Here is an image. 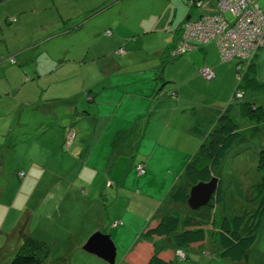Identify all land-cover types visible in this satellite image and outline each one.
<instances>
[{"label":"rangeland","instance_id":"374dc122","mask_svg":"<svg viewBox=\"0 0 264 264\" xmlns=\"http://www.w3.org/2000/svg\"><path fill=\"white\" fill-rule=\"evenodd\" d=\"M9 1L12 0H0V116H4L0 119V132L3 131V126L7 130L10 126L17 143L13 146L12 136L8 139L0 134V264H9L12 260L21 244L22 230H28L33 239L48 244L49 255L45 264H107L83 253L81 249L85 242L99 230H114L113 225L118 224L114 222L119 221H108L107 214L118 218L120 213L129 210L133 215L150 207V204L151 208L156 209L163 205L162 210L166 209V212H170L168 214H178L181 219L184 215H196L205 223L206 251L191 248L184 253L186 256L175 252L174 264H264V218L253 246L240 263L218 257L217 238V224L222 217L233 218L240 215L241 230L246 232V226L256 207V197H259L257 186L262 182V175L257 172V153L261 143L264 149V113L261 110L251 112L250 104L254 103L250 100L256 99L258 104L254 105L261 104L264 108V88L257 91L247 84L250 79L248 73L253 74L251 65L257 52L264 48V39L257 43L264 35V28L260 29L257 41L242 35L240 41L248 46L242 48L240 59L227 58L235 54V44L238 43L240 34L230 45V50L224 51L230 55L224 53L226 58L223 60L234 62L231 63L234 87L228 96L229 102L220 108L222 111L217 115L216 121L218 122L220 114L230 117L242 138L221 164L205 177L204 182L210 181L212 177L220 181L223 202L220 205L210 202L206 205L209 208L204 206L193 211L187 200L179 206L170 205V193L167 199H163L166 186L155 184L161 180L147 181L137 177L141 171L137 164L142 161L143 153L134 154L130 150L129 155L126 154L121 159L116 154L107 158L108 155L101 148L94 147L96 138L92 140L94 133L87 126L89 120L84 113L85 106L91 111L89 108L93 104L87 96H92L93 93L86 92L90 90L91 84L100 82L107 68L135 67L137 64L133 60L151 61L154 55L162 51L164 53L165 50L167 55H171L173 49L184 41L186 34L193 39L190 43L197 44L195 48L188 46L186 52L203 47L209 42L205 39L207 35L192 37L181 26L197 24L203 14L222 21L218 16L220 11L222 16L230 20L227 12L232 9L230 4L222 7L221 0H25L24 22H18V15L5 14V5ZM254 1L259 7L264 6V0H249L246 8L250 9ZM9 10L12 12L13 8ZM238 15L232 14L229 25L238 23ZM6 16L10 22L5 21ZM12 20L15 22L11 23ZM181 22L183 23L179 28ZM223 24H220L221 31L214 34L220 36V41H227L234 33L232 28ZM212 45L216 47L215 43ZM171 58L163 57L162 67L166 69L161 72L167 76L176 75L183 70V67H178L175 63L185 57ZM213 74L206 81L212 80ZM26 78L28 79L25 80ZM233 78L228 74V80L233 81ZM202 81L207 84L205 80ZM169 84H162L163 87L167 86V92L172 89L168 87ZM201 84L194 79V85L197 86L194 95L204 97L207 92L205 101L211 100L218 104L223 92L229 91L225 81L207 84V88ZM245 85L248 88L241 87ZM33 87H39L41 92L29 95L28 92ZM17 89L20 93L15 94ZM79 89L77 94L73 93ZM42 93L46 95L43 96ZM53 98H66L68 104L77 107V115L69 107H55L49 101ZM101 100H106V97H101ZM9 102H36L35 105L24 106L22 112L24 120L21 123L32 125V130H29V126L20 132L21 127L12 121L17 113L11 111ZM32 120L34 121L31 122ZM258 121L260 123H256ZM69 127L74 130L70 131ZM17 129L19 132H16ZM80 131H84L85 144H81L83 133L79 134ZM66 132L68 134L65 137ZM208 136L209 133L203 140L204 143L208 142ZM75 137L79 139L78 144H73L74 140L77 141ZM203 138L200 137L201 142ZM70 140L69 144L64 143ZM102 145L103 143L99 147ZM74 147L86 148L87 154L92 153L88 167L92 166L98 172H102L101 169L106 164V167H113L112 176L118 183L113 181L112 186L107 189L105 182L101 181L102 173L97 174L96 171L94 174H86L85 181L81 183L77 174L81 171L82 163L78 160L84 162V159L75 157ZM194 153L195 151L191 157ZM171 162L172 158L164 157L160 165L163 171L160 169L155 174L162 175L164 179L163 174L168 173V164ZM127 168L138 171L137 174L134 172L136 177L129 178L125 183L123 178ZM96 179L101 181V186L97 182V187H92V182ZM87 183L91 185L87 186ZM197 183L198 177L190 169L185 173L184 180L177 181L170 192L182 184L179 193H184L186 189L189 194L191 187ZM158 198L161 199L157 200ZM155 201L158 203L155 204ZM100 223L102 225L96 227ZM129 235L131 237L126 238L127 242L135 239L138 233L131 229ZM76 237L79 243L76 242ZM124 250H117L116 247L115 264H125Z\"/></svg>","mask_w":264,"mask_h":264},{"label":"crops","instance_id":"0c3cea01","mask_svg":"<svg viewBox=\"0 0 264 264\" xmlns=\"http://www.w3.org/2000/svg\"><path fill=\"white\" fill-rule=\"evenodd\" d=\"M24 3L25 0L9 1L5 5V14L18 15V17H20L18 22H24ZM11 7L13 8L12 12L9 10ZM5 19V21L10 22L8 21V17ZM13 22L15 21L12 20L11 23ZM182 23L183 22L179 24V28ZM172 42L173 40H171V44ZM212 44L213 43H208L203 47L201 46L196 50L190 51L184 56L185 58L181 59V61L178 60L175 64H177L178 67H183V70H180V73L176 75L167 76L162 73L166 69V67H162L163 57H170V54L167 55V50H165L164 53L162 51L154 55L151 61H136V63L133 60V63L137 64L135 67L118 69V66H116L110 70H108V68L105 69L104 76L101 78L100 82L91 84L90 90L86 92L93 93L92 96H87L89 102L93 104V106L89 108L91 111L87 114L89 120L87 126L92 128L91 132L94 133V136L92 135V140L96 138L95 141L93 140L95 143L94 147L98 149L101 148V150L108 155L107 158L110 155L116 154L117 158L121 159L122 156L126 154L129 155L130 150H132L134 154L143 153V157L141 158L147 161L145 168L146 172L144 176L137 175V177L147 181L161 180L160 182L157 181L155 184L158 186H166L163 199L168 198L171 188L176 185L177 181L181 182L184 180L191 154L194 151L196 152L198 149L197 147L207 138L208 133H210L212 127L217 122V115L222 111L220 108L227 103L228 96L231 95V90L234 87V78L232 76L233 65L231 63L222 62L219 51ZM208 57L210 58L208 59ZM253 64L255 70V76L253 75V77H256L259 82L264 84V48L257 52ZM203 67L211 68L215 74L214 80L206 81L208 85L218 83L219 81H225L228 86L227 89H229V91L223 92V96L220 98L221 101L218 104L216 102H211V100L205 101L204 97L207 95V92L204 97L194 95L196 93L195 91H197V86L194 85V79L201 82L206 88L208 87V85L202 81L204 78L199 76V69ZM80 69H82V67H80ZM228 74H231L233 81L232 79L228 80ZM158 75H160L161 78L158 79ZM27 79L28 78L25 80ZM161 79H163V81H161ZM176 82L177 85L175 84ZM163 83H170L168 87H172V89L167 92L165 90L167 86L163 87ZM80 89L73 93L77 94V91H80ZM171 91H174L175 96L170 94ZM40 92L41 89L39 87H33L28 93L29 95H34ZM18 93H20V91L17 89L15 94ZM42 94L43 96L46 95L45 93ZM101 97H106V100L102 101ZM49 101L52 102L55 107H69L68 109L74 113V115H77V107H73L70 103L68 104L66 98H53ZM250 101L251 103L258 104L256 99ZM35 103L25 104L21 102H9L8 104L11 107V111L14 110V112L17 113L14 115V119H12L13 123L17 122L18 124L22 122V120H24L22 115L23 107L35 105ZM45 106L51 107L47 104H45ZM259 106L262 107L261 104ZM85 107L84 109H86ZM45 112H49V110H45ZM3 117L4 116H0V119ZM70 127L69 130L71 129L70 131H73L74 129ZM87 129L84 131H87ZM255 129H257V127ZM11 130V127L7 130L6 126H3V131L0 132V134L4 138H8L12 133ZM84 131H80L79 134ZM67 134L66 132L65 137ZM199 134L204 137L202 142ZM84 137L85 135L83 133L81 144H85ZM78 140L79 139H77V141L74 140L73 144H78ZM66 142L67 141L64 143ZM102 143L103 145L99 147ZM85 149L86 148L74 147L75 157L84 159V162L78 160V162L82 163L81 171L77 174L78 180L82 183V181L84 182L86 179V174H94L96 171L97 174L102 173L100 176L101 181L103 180L105 182L107 189L112 186L113 181L118 183L112 176L113 167H106V164L105 168L101 169L102 172L99 171L100 173L96 168L92 166L88 167L92 153L89 152V154H87ZM164 154H167V156H164ZM164 157L167 159L172 158V162L168 164V173L163 174V179L162 175H156L155 173L160 169L161 172L163 171L160 165ZM168 163H170V161ZM129 166H131V163ZM174 166H178V168L175 169ZM66 169L68 170L67 167ZM134 172L137 174L133 168H127L126 175L123 178L125 183L129 178H133V176L136 177ZM101 181L98 182L96 179L95 182H92V187H97V182L99 186H101ZM90 185V183H87V186ZM159 199L161 198L157 200ZM157 203L158 201H155V204ZM169 204L171 205V202H169ZM141 205L144 206V204ZM151 207L150 204V207L143 208L133 215L127 210V212L120 213L121 215L119 214L118 218L115 216L113 217L112 214L106 215L108 221H119L114 222L118 223L115 224V226L113 225V227H115L114 230L111 229L105 233L110 235L117 250L125 249L124 260L128 259V257H126L128 253H133L135 245L141 240L146 229L154 225L157 219L164 216L165 213H169L166 212V209L162 210L163 205H159L158 209ZM101 225L102 223H100V225L96 224V227ZM118 226L120 228H118ZM131 229H134V232H137L138 235L135 239H132L131 242H127L126 238L131 237L129 235ZM95 230L98 231V229ZM99 231L101 232V230ZM76 242L79 243L77 237ZM82 243L83 241H81V244ZM196 247L197 246H195V248ZM205 251L206 250H203V252Z\"/></svg>","mask_w":264,"mask_h":264},{"label":"trees","instance_id":"16d2710c","mask_svg":"<svg viewBox=\"0 0 264 264\" xmlns=\"http://www.w3.org/2000/svg\"><path fill=\"white\" fill-rule=\"evenodd\" d=\"M260 7L264 11V6L260 5ZM208 43H215L218 50L216 41L213 40L209 41ZM195 47H197V45H195L194 48ZM187 53L188 52H185L184 54L177 57H184L187 55ZM170 57H172L171 60L177 58L172 54ZM221 61L225 62L222 59ZM227 63L234 62L231 61ZM251 68H253V74L248 73L250 79H248L247 85L250 84L251 88L259 91L260 89H263L264 84L260 83L256 77H253V75L255 76L254 64L251 65ZM235 72L237 73L236 68ZM157 78H161L160 75H158ZM214 78L212 80H214ZM161 81H163V79H161ZM247 85L241 87L246 88ZM172 94H175L174 91ZM250 105L251 112L261 110L264 113L263 107L254 104ZM85 108L86 110L84 113H86V116H88L87 114L89 111L87 107ZM41 120L43 121V118H40V121ZM33 121L34 120L31 122ZM256 123H260V121ZM17 125L21 127L20 132L23 131L25 127L27 128L29 126V130L33 129L31 128L32 125L30 124L27 125L20 122ZM16 132H19V129H17ZM12 133L10 136H8V139L11 138ZM241 138L242 137L238 131L237 125H234L230 117L221 115L218 119V122H216L209 133L207 139L208 142H203L198 147L197 152H195L190 158V161L187 164V172L190 169L195 171L198 181L204 182L205 177L212 173V170L215 167L221 164V162L227 157V154L230 152V150L236 146L235 144L241 141ZM12 139V145L14 146L17 143V140L14 141V137ZM65 144H69V142L67 141ZM262 147L263 146L261 143L260 151L257 153L259 157L257 172L259 175H262V182L259 184V186H257L259 197H256L255 210L248 221L246 232L241 230L242 218L240 215H236L233 218H221L220 222L217 224V238L219 247L218 257L220 259L228 260L233 263L242 262L246 253L253 246L256 240V233L259 230L264 218V149ZM146 162L147 161L143 159L141 162H139V164H137V166L144 167L143 174L139 176L145 175ZM182 187L183 185L180 184L179 187H177L174 191L172 189V192H170L169 198L171 205L179 206L180 203L187 200L188 193L186 189L184 190V193H179ZM210 202L213 205H220L223 202L220 181L218 183V188L214 193V198ZM204 225L205 223L202 218L196 215L192 216V214L184 215L183 219H181L178 214H167L161 216L157 219L154 225L146 229L141 237V240L135 245L133 253L127 254L126 257H128V259L125 260V264H174L175 252L184 254L187 249H191L192 247L195 248V246H197L195 248L196 250L203 252L207 244V229ZM26 231H21V244L9 264H45L49 255L48 244L44 241L33 239L31 235L28 234L30 232L28 230Z\"/></svg>","mask_w":264,"mask_h":264},{"label":"built area","instance_id":"2783aa9c","mask_svg":"<svg viewBox=\"0 0 264 264\" xmlns=\"http://www.w3.org/2000/svg\"><path fill=\"white\" fill-rule=\"evenodd\" d=\"M221 1H226L227 3H223L222 7L227 6V4H230V7L232 9H230V11L228 10L227 12L229 13V18L230 20L226 19L224 17V15L222 16V12L220 11L218 13V16L220 17V19L222 21H217L215 20L214 16H210V15H206L203 14L201 15V19L198 20L197 24H188L186 25H182L181 27L184 29H186L187 31H189V35L192 37H204L205 35H207L205 39L209 40V41H216L218 50L220 51V57L223 60V58H226L225 55H223L224 51H229L230 50V45L233 43V41L235 39H237V35L240 34V38H238V43H236V47L237 50H235V54L227 57V58H231L234 57L233 59H240L241 54H242V48L243 47H247L248 45L243 44V41H240L244 36H250L253 40L257 41V37L260 36L259 32L261 28H264V11L261 9V7H259V4L256 3L255 1L253 2V5L250 6L249 8H246L247 4L249 3V0H221ZM220 5V7H221ZM219 7V8H220ZM246 8V10H245ZM235 9V10H234ZM221 10V8H220ZM249 11V12H248ZM239 14V19H238V23H231L229 25V21L232 20V14ZM214 15V14H213ZM226 24L228 27L233 29V33L234 36L227 40V41H220V36L219 35H215L214 33H216V31H221L220 30V24ZM223 24V25H224ZM225 26V25H224ZM229 31V30H228ZM210 33H213V36H210ZM229 34V33H228ZM252 35V36H251ZM264 39V35L262 37L261 40L257 41V43H261V41ZM193 39H190L188 37V35L186 34V37L184 39V41H182V43L178 46V48L173 51V53H171L173 56H179L182 55L186 52L188 46H194L197 45L195 42L190 43V41ZM226 55H230V53H226ZM232 60V59H231ZM224 61V60H223ZM212 70L204 67L200 70L199 74L201 75V77L206 79H211L212 78ZM211 74V77L209 78ZM214 76V74H213ZM207 77V78H206ZM74 135V134H73ZM71 141V140H70ZM68 141V142H70ZM139 168H141V171L138 172L139 175L143 174V170L144 167L143 166H138ZM138 171V170H136ZM115 226V225H114Z\"/></svg>","mask_w":264,"mask_h":264},{"label":"water","instance_id":"95a60500","mask_svg":"<svg viewBox=\"0 0 264 264\" xmlns=\"http://www.w3.org/2000/svg\"><path fill=\"white\" fill-rule=\"evenodd\" d=\"M218 183L219 180L212 177L208 182H199L192 186L187 199L189 208L195 211L208 205L214 198ZM81 250L107 264H115L116 247L108 233L95 232L88 238Z\"/></svg>","mask_w":264,"mask_h":264},{"label":"bare ground","instance_id":"6f19581e","mask_svg":"<svg viewBox=\"0 0 264 264\" xmlns=\"http://www.w3.org/2000/svg\"><path fill=\"white\" fill-rule=\"evenodd\" d=\"M177 48H178V46H177V47H175V48L173 49V51H175ZM173 51H172V53H173Z\"/></svg>","mask_w":264,"mask_h":264}]
</instances>
